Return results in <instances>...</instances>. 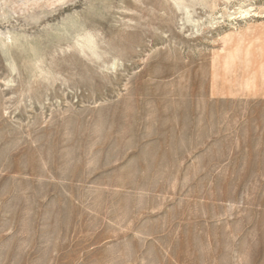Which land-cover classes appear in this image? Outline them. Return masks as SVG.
I'll list each match as a JSON object with an SVG mask.
<instances>
[{
	"label": "rangeland",
	"instance_id": "1",
	"mask_svg": "<svg viewBox=\"0 0 264 264\" xmlns=\"http://www.w3.org/2000/svg\"><path fill=\"white\" fill-rule=\"evenodd\" d=\"M0 264H264V0H0Z\"/></svg>",
	"mask_w": 264,
	"mask_h": 264
}]
</instances>
